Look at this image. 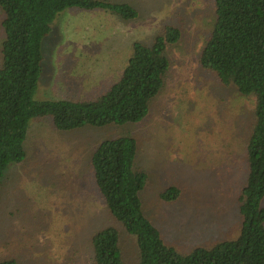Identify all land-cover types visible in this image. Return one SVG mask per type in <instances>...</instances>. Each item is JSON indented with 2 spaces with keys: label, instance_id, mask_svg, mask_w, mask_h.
<instances>
[{
  "label": "rangeland",
  "instance_id": "374dc122",
  "mask_svg": "<svg viewBox=\"0 0 264 264\" xmlns=\"http://www.w3.org/2000/svg\"><path fill=\"white\" fill-rule=\"evenodd\" d=\"M139 18L67 8L42 43L37 100L91 99L120 79L133 44L152 45L167 25L185 38L168 48L166 85L137 124L57 129L32 119L27 158L11 164L0 190V259L19 264H91L93 235L121 229L126 264H138L135 245L106 207L92 171L94 150L130 134L136 164L149 175L142 208L167 245L180 252L211 248L242 231L238 196L248 176L247 139L255 101L203 70L200 52L215 20V0H117ZM0 6V64L5 39ZM180 187L166 203L164 190ZM178 199V198H177Z\"/></svg>",
  "mask_w": 264,
  "mask_h": 264
},
{
  "label": "trees",
  "instance_id": "16d2710c",
  "mask_svg": "<svg viewBox=\"0 0 264 264\" xmlns=\"http://www.w3.org/2000/svg\"><path fill=\"white\" fill-rule=\"evenodd\" d=\"M5 39L0 64V190L11 164L27 158L25 142L32 119H48L59 130L127 125L149 116L171 68L168 48L185 38L180 25H167L152 45L135 42L120 79L91 99L37 100L43 71L42 43L52 23L67 8L110 11L126 20L136 8L117 0H0ZM203 70L225 87L255 101L247 139L248 176L238 200L240 235L211 248L180 252L167 245L145 215L140 193L148 173L136 164L137 141L130 134L101 143L93 152L92 171L111 216L135 245L138 264H264V0H215V20L201 52ZM181 188L163 191L162 201L181 197ZM1 197V196H0ZM178 198V199H177ZM121 229L109 225L92 238L91 264H126ZM0 264H19L1 258Z\"/></svg>",
  "mask_w": 264,
  "mask_h": 264
}]
</instances>
